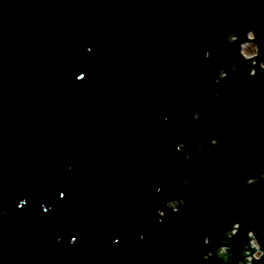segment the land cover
Wrapping results in <instances>:
<instances>
[{"label":"water","instance_id":"1","mask_svg":"<svg viewBox=\"0 0 264 264\" xmlns=\"http://www.w3.org/2000/svg\"><path fill=\"white\" fill-rule=\"evenodd\" d=\"M260 62L264 0H0V264H205L234 222L231 264L264 245Z\"/></svg>","mask_w":264,"mask_h":264},{"label":"clouds","instance_id":"2","mask_svg":"<svg viewBox=\"0 0 264 264\" xmlns=\"http://www.w3.org/2000/svg\"><path fill=\"white\" fill-rule=\"evenodd\" d=\"M251 33H255V32L253 30H249L246 32L245 35L251 34ZM228 36H227V43L231 45L232 43H229ZM235 37H239V36L234 34L233 38ZM255 40H256V35H255ZM255 40H254V44L245 45L242 50H241L240 45L238 44L239 55L242 57L244 61L248 63V65L251 66L249 73H248L250 78L255 77L257 75L256 65H257V58L260 54L259 47L255 43ZM205 56L206 58H208L210 56V53H206ZM236 70H237L236 67L233 66L232 71L235 72ZM259 72L261 74H264V62L259 63ZM221 73H223V76L221 78V76L218 75L215 81L216 83H219L221 80L226 79L228 76V73L223 69L220 70L219 74ZM83 78H84L83 75L78 77V79H83ZM194 118L199 119V114L198 113L194 114ZM210 144L212 146H217L218 140L211 139ZM186 146L187 145L185 143H180L177 146V151H182V149H184ZM260 180H264V173H261L259 176L247 179L245 182V187L251 186ZM220 187H223V185L221 184ZM61 195L63 196V194ZM24 203L26 202L21 201V206H23ZM184 206H186V202L183 198L169 200L165 205V207L170 209L173 214L178 213L180 211V208ZM44 211L47 212L49 211V209L45 208ZM157 214L160 218L159 222H163L167 218V215L165 211L163 210L158 209ZM240 230H241V224L239 222H234L229 230L221 231L222 238L218 241L219 246L208 251L206 254L202 256V260L205 262V264H207V262L210 261L213 258V256H215L217 260L221 261L222 264H231L230 241L238 236ZM218 231H220V229H218ZM246 235H247V243L243 245V248L240 252L241 259L237 261V264H253L254 261L261 262L262 260H264V245H262L261 242L258 240L253 230L247 231ZM140 238L144 239L143 236H141ZM114 242H117V241H114ZM70 243H75V237H73L72 240H70ZM202 243L206 247L210 245L211 236L204 235Z\"/></svg>","mask_w":264,"mask_h":264},{"label":"rangeland","instance_id":"3","mask_svg":"<svg viewBox=\"0 0 264 264\" xmlns=\"http://www.w3.org/2000/svg\"><path fill=\"white\" fill-rule=\"evenodd\" d=\"M250 37H251V38H254L253 35H251ZM249 44H254V43H252V42H248V43L244 44L243 47H244L245 45H249ZM242 49H243V48H242Z\"/></svg>","mask_w":264,"mask_h":264},{"label":"flooded vegetation","instance_id":"4","mask_svg":"<svg viewBox=\"0 0 264 264\" xmlns=\"http://www.w3.org/2000/svg\"><path fill=\"white\" fill-rule=\"evenodd\" d=\"M262 168V167H261Z\"/></svg>","mask_w":264,"mask_h":264}]
</instances>
